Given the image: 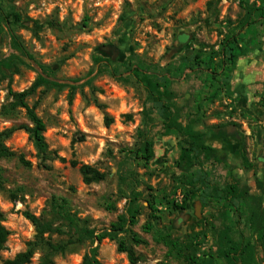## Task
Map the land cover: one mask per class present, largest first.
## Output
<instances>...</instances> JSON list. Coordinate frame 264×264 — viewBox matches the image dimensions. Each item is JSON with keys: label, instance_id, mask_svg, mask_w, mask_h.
<instances>
[{"label": "rangeland", "instance_id": "374dc122", "mask_svg": "<svg viewBox=\"0 0 264 264\" xmlns=\"http://www.w3.org/2000/svg\"><path fill=\"white\" fill-rule=\"evenodd\" d=\"M208 1L0 0V61H13L18 67L16 74L11 72V84L9 77L0 74V134L11 131L4 144L31 165L0 157L5 189L0 190V212L10 232L0 260L13 259L37 240L36 227L26 213L61 230L47 233L46 240L66 243L75 230L60 220L58 202L67 201L78 227L101 232L124 213L136 182L150 187L146 197L154 198L159 217L152 219L148 204L141 201L142 214L132 232L144 243L136 245L129 234L122 236L133 248L136 264H184L168 256V247L159 241L162 236L184 240L192 234L204 264H226L217 231L228 230L235 241L256 244L249 220L253 213L264 216V20L244 35L243 55L232 67L227 85L189 70L180 76L176 68L182 57L195 60L199 55L206 61L213 56L219 65L220 59L213 53L240 31L245 18V10L236 0H221L214 14L207 10ZM245 3L261 7L264 0ZM15 15L22 18L20 23ZM10 31L36 61L50 69L52 79L79 81L78 86L91 80L96 89L78 88L72 101L69 89H40L28 99L47 126L48 168L40 165L28 134L18 130L28 119L25 110L14 107L10 88L13 93L29 89L37 69L11 48ZM96 58L109 60L112 68L98 65ZM132 66L146 70L170 67L174 71L171 89L183 107L182 119L190 116L195 128L209 130L208 135L218 127L232 128L239 139L235 154L219 148L221 164L179 170L177 142L163 135L159 108L148 103L146 91L129 72ZM106 117L112 120L108 127ZM145 140L155 145V158L148 166L129 155L130 150L143 147ZM241 152L252 168L244 166ZM73 161L77 167L72 166ZM81 165L105 174L107 180L84 184ZM232 185L238 187L239 195L228 202ZM193 187L198 197L187 201ZM185 200L186 211L171 210L172 204L182 205ZM148 223L153 224L151 232L144 230ZM95 246L90 240L72 245L65 254L56 255L55 261L82 264L84 255ZM254 251L255 264H264V252L257 244ZM46 253L47 249L39 248L31 264H40ZM99 260L102 264H130L110 240L99 245Z\"/></svg>", "mask_w": 264, "mask_h": 264}, {"label": "trees", "instance_id": "16d2710c", "mask_svg": "<svg viewBox=\"0 0 264 264\" xmlns=\"http://www.w3.org/2000/svg\"><path fill=\"white\" fill-rule=\"evenodd\" d=\"M220 1L221 0L208 1L207 10L214 14L215 5ZM236 1H238L239 5L245 10V18L241 22L240 31L236 35H232L227 38L219 52L213 53L214 56L216 55L219 57L220 64L217 65V63H215L213 56L208 58L206 61L200 60L199 55L195 56V60H192L190 57H182L179 60L178 67L176 68L180 76H184L186 71L189 70L191 73L199 72L200 74L207 76V80L209 81L217 80L224 82L225 85L230 82L232 77V67L236 65L239 58L243 55L244 51L242 49L246 46L244 35H246V32H249L250 27L254 26L257 22L264 20V5L261 7H250L245 3V0ZM14 17L18 23L22 21V18L19 15H15ZM8 20L9 19L6 17L5 21L8 22ZM49 25L53 26L51 23H49ZM245 29L247 31H242ZM10 35L12 41L11 48L14 51H17L20 56L30 61L37 69V78L29 89L21 93H13L10 88V95L13 96L15 101L14 107L25 110L28 119V124L21 125L18 130H23L28 134L29 139L33 142L37 151V157L40 165L44 168H48L47 162L50 160L51 152L45 138L47 126L44 120L37 113L36 108L28 103V99L31 96H34L40 89H57L60 91L69 89V99L72 101L78 88L87 86L91 88L92 92L96 91V89L93 87L91 80H87L85 84L78 86L77 82L79 81L59 82L52 79L48 75V71L50 69L36 61L34 56L28 52L20 38L13 31H10ZM96 62L98 65H104L112 68L109 60L96 58ZM11 72L13 74L18 72V67L13 63V61H0V74L2 77H9L10 84L12 82ZM129 72L146 91L148 103L159 108L162 116L163 135L165 137L174 136L176 138L179 149V157L176 164L179 170L189 171L196 166L204 167V163H208L213 166L216 163H222V159L219 156L220 151L208 143V132H201L197 130L194 126L195 121H193L190 116L186 117L185 121L182 119L183 107L178 105V97L171 89L172 81L174 79V71L170 67L163 69L153 66L146 70L139 66H132L130 67ZM105 121L107 127L112 123V120L108 117H106ZM10 135L11 131L0 134V157L17 158L23 165L31 166L30 163L22 156L17 155L4 144V141L8 139ZM129 155H133L135 159L143 161L145 165L148 166L155 158L154 142L145 140L143 147L130 150ZM241 159L247 169L252 168V164L243 152H241ZM71 164L73 167L78 166V163L75 161L71 162ZM79 171L82 176V181L86 185L107 180V176L105 174L95 170L89 165H81L79 167ZM192 184L193 183L191 182V185ZM0 190H5L1 168ZM148 191H151L150 187H144L136 182L132 195L127 197V206L124 213L119 215L117 220L111 223L109 228L101 232L94 229L78 227L76 219L71 215L70 210L67 207V201L61 200V203H57V215L60 220H65L68 223L71 231L75 230V233L66 243H53L46 240L45 235L47 233L59 232L60 229H54L52 225H44L38 217L33 214L26 213V218L36 227L38 237L37 240L28 243L26 250L18 253L13 259L6 261L0 260V264H31L36 251L39 248L47 249V253L40 260V264H57L55 261L56 255H63L68 251L70 246L83 244L88 240L95 243L96 246L84 255L82 264H102L99 260V245L104 240L116 242L118 252L126 254L130 264H136V254L133 248L128 246L122 236L124 234H129L132 236V241L136 245L144 243L140 237L132 232V227L136 225L138 217L142 214V206L140 205L141 201H145L148 204V208L151 211L150 217L154 220L159 219L156 215L157 209L155 207L154 198L151 195L146 197ZM227 194L228 202L231 199H237L239 195L238 187L232 185ZM197 197L198 194L196 187H193V189L188 191L186 200H194ZM186 200L182 205L172 204L170 207L171 210L186 211ZM3 222L4 215L0 212V253L4 251L10 236V232L3 225ZM249 222L251 226L250 229L255 236L256 244L264 252V216L258 213H253L250 216ZM144 230L151 232L153 230V224H146ZM216 236L223 242L221 253L226 264H255L253 258L256 245L255 243H252L250 240H243L242 242L235 241L228 230L217 231ZM202 237L206 238V233L203 234ZM159 241L164 242L168 247L169 257L183 260L184 264H204L199 257L200 245L193 239L192 234L187 236L184 240H173L162 236L159 238Z\"/></svg>", "mask_w": 264, "mask_h": 264}, {"label": "crops", "instance_id": "0c3cea01", "mask_svg": "<svg viewBox=\"0 0 264 264\" xmlns=\"http://www.w3.org/2000/svg\"><path fill=\"white\" fill-rule=\"evenodd\" d=\"M236 64H238V63H236ZM237 102H238V99H237ZM199 131L204 132V130H199ZM207 131H209V130H207ZM209 135H211L210 137H211V139H213L212 143H210V141H208L209 145H211L212 147H214L218 150L220 148V150H222L224 152L227 151L230 153L232 151L235 154L234 150L236 151L237 148L239 147L238 136L235 133V131H233L232 128L231 129H229V127L228 128H217L216 130L213 131V133H211V134L209 133ZM172 137H174V136H172ZM175 140H176V138H175ZM176 142H177V140H176ZM223 143H225L224 144L225 146L223 145Z\"/></svg>", "mask_w": 264, "mask_h": 264}]
</instances>
